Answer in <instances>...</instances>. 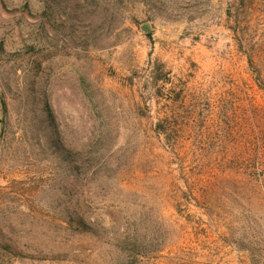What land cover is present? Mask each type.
Listing matches in <instances>:
<instances>
[{
    "label": "rangeland",
    "instance_id": "obj_1",
    "mask_svg": "<svg viewBox=\"0 0 264 264\" xmlns=\"http://www.w3.org/2000/svg\"><path fill=\"white\" fill-rule=\"evenodd\" d=\"M263 136L264 0H0V264H264Z\"/></svg>",
    "mask_w": 264,
    "mask_h": 264
},
{
    "label": "trees",
    "instance_id": "obj_2",
    "mask_svg": "<svg viewBox=\"0 0 264 264\" xmlns=\"http://www.w3.org/2000/svg\"><path fill=\"white\" fill-rule=\"evenodd\" d=\"M224 113H225V107H222V111H221V114L222 115H224ZM175 117V110L174 111H172V115L169 117H167L166 119H164V120H162V121H160V122H158L157 123V125H158V128H157V130H158V132L159 133H163L165 136H166V138H167V140L169 141V142H174L175 144H176V142H177V138L176 137H172L171 136V134H169V131H170V126H171V120L173 119ZM225 138V137H224ZM222 140H221V142H224V143H226V141H224L223 140V138H221ZM226 139V138H225ZM261 141H262V143H263V145H264V136L263 137H261ZM209 152H213L214 153V151H209ZM222 156V155H221ZM220 156V157H221ZM225 158V156H224V154H223V159ZM223 180H220V183H219V185H214V184H211L210 186H212V187H217V188H220V190H225L226 188H227V186H228V184L226 183V181L225 182H222ZM217 183V182H216ZM207 187V189H206V193L207 194H209V193H213V188L212 187ZM75 213H76V211H75ZM73 220H72V222H71V225L73 226ZM77 226L79 227V228H81L82 226L83 227H86V225H84V223H83V221L82 222H77Z\"/></svg>",
    "mask_w": 264,
    "mask_h": 264
},
{
    "label": "water",
    "instance_id": "obj_3",
    "mask_svg": "<svg viewBox=\"0 0 264 264\" xmlns=\"http://www.w3.org/2000/svg\"><path fill=\"white\" fill-rule=\"evenodd\" d=\"M151 28V26H150V23H148V22H146V23H144L143 25H142V29H144V30H148V29H150Z\"/></svg>",
    "mask_w": 264,
    "mask_h": 264
}]
</instances>
